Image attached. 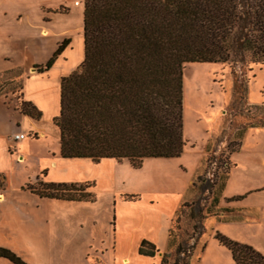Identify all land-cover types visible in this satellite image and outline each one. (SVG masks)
Instances as JSON below:
<instances>
[{
	"label": "rangeland",
	"instance_id": "374dc122",
	"mask_svg": "<svg viewBox=\"0 0 264 264\" xmlns=\"http://www.w3.org/2000/svg\"><path fill=\"white\" fill-rule=\"evenodd\" d=\"M239 12L245 16L244 34L256 35L249 14H264V0H244ZM8 88L2 80L0 90ZM249 90L255 103L250 104ZM20 101L18 89L0 100V247L24 263L122 264L124 258L125 264H159L161 259L164 264H233L215 233L264 256V161L259 163L264 127H248L264 123V64L249 62L246 54L241 62L235 56L184 64L182 151L174 158H144L136 168L126 160L62 159L58 136L50 133L36 139L23 133L24 139L12 140L19 129L14 119L21 114ZM236 130L245 135L228 155L237 147ZM207 144L194 186L188 188ZM50 158H55L51 166ZM225 175V198L242 196L244 208L215 220L217 210L209 203ZM36 177L44 183L90 184L94 200L39 197L26 188L38 187ZM148 220H153L151 229L145 227ZM167 221L171 245L164 251L154 247L152 257L138 255L139 242L132 237L161 232ZM0 264L12 263L0 258Z\"/></svg>",
	"mask_w": 264,
	"mask_h": 264
},
{
	"label": "trees",
	"instance_id": "16d2710c",
	"mask_svg": "<svg viewBox=\"0 0 264 264\" xmlns=\"http://www.w3.org/2000/svg\"><path fill=\"white\" fill-rule=\"evenodd\" d=\"M243 1L82 0L83 58L60 78L59 109L52 118L58 130L60 158H84L92 163L126 160L136 168L144 158L178 157L184 145L183 65L226 62L235 56L241 62L245 54L249 62L264 64V14H249L255 19L257 34L245 35V16L239 12ZM65 44L62 41L35 69L47 70ZM18 110L32 119L40 117L29 102L20 101ZM258 126L264 127V123L248 127ZM236 144L228 155L238 150ZM225 178L212 193L209 206L213 208ZM36 185L26 188L39 197L69 202L94 200L87 183L37 180ZM215 239L229 250L233 264H264V256L251 247L219 233ZM136 252L152 257L155 248L141 240ZM0 258L26 264L3 247Z\"/></svg>",
	"mask_w": 264,
	"mask_h": 264
},
{
	"label": "crops",
	"instance_id": "0c3cea01",
	"mask_svg": "<svg viewBox=\"0 0 264 264\" xmlns=\"http://www.w3.org/2000/svg\"><path fill=\"white\" fill-rule=\"evenodd\" d=\"M82 12V0H0V82L3 80L8 86L11 85L6 91L0 90V100L11 97L14 89H18L20 100L31 103L40 112L38 120L17 114L14 122L19 129L13 131V135L25 133L35 139L44 137L47 133L58 136V130L52 125L51 119L57 115L59 108L60 78L72 72L83 58ZM62 41L66 44L51 66L47 70L37 71L35 66L43 65ZM253 95L252 90H249L250 104L256 101L252 98ZM3 103L2 101L1 104ZM244 135L245 131L236 130L232 137L239 143ZM207 146L208 144L187 183L188 188L200 170ZM53 155L52 153L51 157ZM19 158L22 159L21 156ZM53 159L55 158L49 159L48 165H53ZM263 161L264 158L259 163L262 164ZM228 183L225 178L216 205L218 211L215 220L223 219L227 213L241 212L244 208L241 200L227 201L225 198ZM260 185H264L263 178ZM195 194L196 192L192 197ZM152 222L153 220L145 221V227L151 229ZM168 230L169 221L161 232L153 229L150 236L145 232L132 238L136 244L145 240L155 248L160 246L164 251L167 247ZM121 263L125 264L126 259L123 258Z\"/></svg>",
	"mask_w": 264,
	"mask_h": 264
},
{
	"label": "built area",
	"instance_id": "2783aa9c",
	"mask_svg": "<svg viewBox=\"0 0 264 264\" xmlns=\"http://www.w3.org/2000/svg\"><path fill=\"white\" fill-rule=\"evenodd\" d=\"M24 137H25V136H24L22 133L14 134V135L12 136V140H14V141H19V140L23 139Z\"/></svg>",
	"mask_w": 264,
	"mask_h": 264
}]
</instances>
